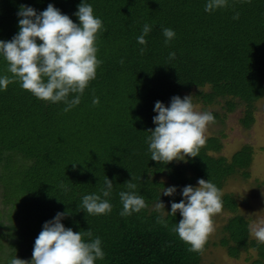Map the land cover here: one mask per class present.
<instances>
[{"label":"trees","instance_id":"16d2710c","mask_svg":"<svg viewBox=\"0 0 264 264\" xmlns=\"http://www.w3.org/2000/svg\"><path fill=\"white\" fill-rule=\"evenodd\" d=\"M80 2L0 0V39L18 31L21 5L41 11L52 3L78 23L73 13ZM86 2L106 30L97 37V58L103 62L80 103L65 112L63 102L38 99L17 81L0 90V216L7 220L0 218V227L8 230L0 231V248L7 241L11 256L31 259L43 222L64 211L66 227L90 228L93 237L101 238L105 257L95 264H201L210 239L202 252L190 251L176 233L156 222L154 204L160 198L164 211L170 210L172 200L182 199L180 188L173 196L159 197L164 187L195 185L204 178L220 188L222 209L229 213L213 245H221L231 258L247 253L244 264H264V243L251 235L237 197L224 189L231 176H249L253 146L244 144L226 156V135L220 131L206 136L197 156L162 163L150 158L146 143L148 129L155 127L154 102L167 106L174 94H191L195 106L213 113L214 122L239 107V123L249 127L254 122L256 105L264 99V0H229L213 12L204 11L205 0ZM237 11L239 18L233 19ZM146 22L153 27L145 46L136 37ZM161 26L176 33L167 45ZM169 52L175 57L169 58ZM6 65L0 58V74L11 76ZM93 97L99 103L93 104ZM105 175L113 181L112 211L89 215L80 209L81 197L99 192ZM131 178L147 207L121 216L118 193L127 190L124 182ZM61 182L70 190L64 191ZM180 218L179 211L166 216L170 226Z\"/></svg>","mask_w":264,"mask_h":264},{"label":"clouds","instance_id":"9594fccd","mask_svg":"<svg viewBox=\"0 0 264 264\" xmlns=\"http://www.w3.org/2000/svg\"><path fill=\"white\" fill-rule=\"evenodd\" d=\"M228 4L229 0H205L204 11L213 12ZM16 15L19 17L18 31L9 40L0 39V58L7 62V71L12 74H0V90L17 81L36 98L63 102V111H69L80 103L82 94L96 78L97 68L103 62L97 58L98 33L106 30L102 19L94 14L92 4L86 0H81L73 13L78 23L52 3L41 11L31 5H21ZM232 18L238 19L239 12H234ZM152 27L147 22L143 24L141 34L136 37L138 44L147 45L146 36ZM161 31L165 45L176 35L170 27L161 26ZM144 51V47L139 48L141 54ZM174 57L175 52H169V58ZM120 62H124L123 58ZM92 103H99V98L93 97ZM153 111L156 113L152 117L155 127L148 129L150 135L146 137L152 160L179 162L199 154L200 147L206 143V128L215 121L211 111L197 110L191 94L183 97L174 94L167 106L157 100ZM124 183L127 190L118 193L122 203L119 215L130 216L145 209L147 204L132 178ZM60 187L64 191L70 190L63 182ZM178 187L182 199L179 202L172 200L170 210L164 211L160 198L155 202L156 222L176 233L189 245L190 251L202 252L209 234L214 231L213 217L222 210L223 193L211 180L198 178L195 185L164 187L159 197L161 193L175 195ZM112 192L113 181L105 175L99 192L82 195L80 209L89 215H107L113 208L108 199ZM177 211L181 218L170 226L166 216L175 217ZM65 215L66 212L57 211L43 222L34 240L31 259L15 255L8 264H95L97 260H103L105 252L101 238L93 237L90 228L81 232L66 227L62 223ZM249 230L258 243H264V220L250 224Z\"/></svg>","mask_w":264,"mask_h":264},{"label":"rangeland","instance_id":"374dc122","mask_svg":"<svg viewBox=\"0 0 264 264\" xmlns=\"http://www.w3.org/2000/svg\"><path fill=\"white\" fill-rule=\"evenodd\" d=\"M196 108L197 110L204 111L199 105H196ZM241 116V107H239L225 119L210 123L206 128L205 136L219 134L220 131H223L226 136L222 139L224 141L222 154L226 156H229L244 144L253 146V163L246 170L249 176L244 178L239 174H235L228 178L224 186L225 191L237 197L239 202L238 212L248 219L250 225L259 220H264V99L257 103L254 122L249 127H244L239 123ZM1 206L0 192V212L2 213ZM5 213L7 214V212ZM228 216L229 213L222 209L220 213L213 217L214 231L208 236L211 243L209 248L203 253L201 264L245 263L247 253H242L239 258H231L221 245L217 243L213 245L214 242H217L219 229L225 223ZM4 217L1 214L0 218L6 223L7 220ZM0 231L5 234L8 233V230L3 227H0ZM4 242L6 246L0 248V264H8V260L12 257L9 254L12 251L7 246V241ZM15 255L25 260L30 259L27 256H22V254ZM251 255L253 254L251 253Z\"/></svg>","mask_w":264,"mask_h":264}]
</instances>
